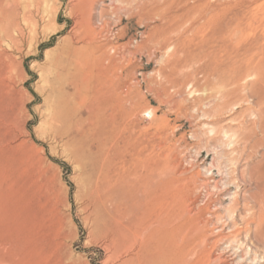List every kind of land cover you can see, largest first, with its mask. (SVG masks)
Masks as SVG:
<instances>
[{
	"label": "rangeland",
	"instance_id": "rangeland-1",
	"mask_svg": "<svg viewBox=\"0 0 264 264\" xmlns=\"http://www.w3.org/2000/svg\"><path fill=\"white\" fill-rule=\"evenodd\" d=\"M27 4L24 11L6 10L0 2V21L5 20L0 52L12 64L5 91L14 108L12 145L19 166L15 216L23 234L15 264H126L131 259L113 255L107 225L114 215L122 216L114 208L126 177H135L134 142L106 157L101 151L107 147L99 151L90 135L74 141L70 127L90 129L96 123L87 114L82 118L74 104L64 113L63 127L46 130L51 103L58 98L50 84L59 91L57 80L64 82L66 99L78 97L75 82L87 103L109 105L107 115L114 106L123 113L134 108L125 121L136 125L127 134L151 143L142 159L157 154L190 177L205 235L192 236L189 262L264 264V0ZM53 60L67 65L53 71ZM84 78L90 79L86 85ZM218 105L223 113L217 117ZM80 118L81 125L72 124Z\"/></svg>",
	"mask_w": 264,
	"mask_h": 264
},
{
	"label": "bare ground",
	"instance_id": "bare-ground-1",
	"mask_svg": "<svg viewBox=\"0 0 264 264\" xmlns=\"http://www.w3.org/2000/svg\"><path fill=\"white\" fill-rule=\"evenodd\" d=\"M0 2L6 4L7 6L6 10H11V9L16 10L18 8H23V11H24L28 8L27 0H0ZM2 10L3 9H1V11ZM1 11H0V14H1ZM14 12L15 11L13 12L11 11L12 14ZM11 15H8L7 17H10ZM11 20L12 22L14 21V19H11ZM4 21L2 22L0 21V22L3 24ZM2 24H0V40L3 37L1 36V34L5 33L4 32L5 28L3 29ZM5 24H7V21ZM9 24L11 23H8V25ZM16 27L17 26L13 28H16ZM10 28L8 30H11ZM5 36H6L5 38L6 40L7 39L10 40L9 38L10 35L8 38H7V35ZM11 41L13 40L11 39ZM3 55L4 54L0 52V262L6 263V264H15V256H16V252L18 249V245L21 246L20 244H18L19 238H21L23 234L20 233L22 229L18 225L16 216H15L16 204L14 200V194L18 192L17 188H18L19 166H18V158L16 155V150L12 145V140L14 136V128H15L14 119L12 118L14 108L12 105V98H10L9 94L7 93L8 91L7 92L5 91L10 87L9 83L11 81H10L9 76H7V74H10L11 69H12L10 66L12 64L11 63H10L11 65L9 63L7 64L3 58ZM84 62L86 63V61ZM66 65L63 64V62L62 63L59 62L58 60H53L51 67L53 71H56L58 69L65 68ZM82 82H83V85L84 84L86 85L90 82V79L84 78ZM56 83L57 85H59L58 87H60L59 91L55 90V85L50 84L52 88V93L55 94L57 92L58 98L52 101L51 103L52 110H50L51 112L50 114H48L46 122L44 123V127L46 128V130L51 129L52 131L54 129H59L63 127L66 124V120H67V118H64V113L69 110L71 104L72 105L74 104V105L80 106L79 110L82 115V118L85 116V114H87L89 117L96 119V123H93V122H92L93 124L90 123L91 124L90 129H85V128L79 129L78 128L76 130H73V128L70 127L69 137H73L74 141L76 139H79L80 137L90 135L93 141L98 143L99 151L103 147L104 148L107 147L105 149L106 151L105 150L101 151V154L105 155L106 157H108L112 153L115 154V152H117L118 147L121 144L130 142L131 140L134 142L133 152L135 154H133V156L136 155V158L134 157L131 159L132 161L136 160L135 162L137 164L135 165L136 169H134L133 167V169L135 170V172L133 173L135 177L134 179H129V177H126L127 180L122 185L123 193L120 194L121 198H119L121 203L116 208H114V210L117 209V211L122 210V216L118 217L117 216L118 214L114 215L111 218V222H109V224L107 225L109 227V234H108L107 239H109V242H110L109 244H111L112 248L114 249L113 255L116 256V259L121 258V256L123 257L124 255H127V256H131V259L128 260L126 264H199V263H196L197 261H195L194 263L189 262L190 253L188 249L192 245L194 236L197 238L199 235L201 236L205 235L204 227H201L202 225L201 222H203L202 219L204 217V214L201 211L197 210L198 207L194 202V199H193L194 197L192 198V195H193L192 191L196 189V187L195 188L192 187L193 185H192V180L189 179L190 177L187 178L186 177L187 175L185 176L184 172H180L179 170L180 168L178 166H173V163H171L172 161H170L169 159L160 161L161 157L157 154H154V157H153L154 159L152 160L142 159V156L146 149L145 146L149 142L147 141L148 143H145L144 139L135 138L134 135L127 134L128 133L127 131L129 130V128L131 129L136 125V122L134 123L131 121L128 123L129 117L134 115L133 114L134 108L123 113L121 112V109L119 107L113 105L114 107L112 106L113 108L111 109V106H110V109L113 110V112H117V114H112L113 113L112 112L110 115H107L108 110H109V107H108L109 105L103 103L101 105L97 104L98 105L97 106L92 103L93 101L90 103H87L88 100L86 98L83 99L81 98V96L79 97L80 89L75 82L71 84L74 86L75 91L78 94V97L77 98L74 97V99L72 98L71 100L66 99L67 97L66 98L64 97L63 90H62V87L65 86L63 85L64 82H62V80H57ZM222 106L218 105L216 110H214L215 112L214 114L217 115V117L222 112L221 111ZM74 108L76 109V107ZM105 108H108V109L106 110ZM118 112L120 113L119 115H118ZM147 114L150 117L152 116V112H148ZM214 114H213V117H214ZM126 118L128 120L127 122L125 121ZM81 122L82 121L80 118V119H76L75 121H73L72 124H75L76 127H78L79 125H81L80 124ZM109 127H111L110 130L106 132L105 130L109 129ZM156 138H154V140ZM150 144L151 143H149V145ZM156 144L157 143L154 141V143H152V148H155ZM133 147L130 146L129 148L133 149ZM122 149L124 148L122 147ZM111 157L113 158V156ZM127 160H130V159H127ZM162 170H163V173L161 172ZM113 172H110V174ZM110 174L108 173L109 176ZM118 180L122 181L124 179L121 180L119 178ZM232 184H233V181H230L227 184L228 189H231ZM102 185H104V183ZM110 185H111V181H110ZM112 185L114 186V184ZM110 189L111 188H109V190ZM106 191L108 190L106 189ZM22 195H23V192H22ZM96 197H99V196H96ZM22 200H24V198ZM23 206H24V203H23ZM94 218H96V216ZM98 220H99V215L97 214L96 221L100 222ZM223 228H221L219 232H222ZM20 241H23V240H20ZM49 248H50L49 250L52 251L53 253L52 257L56 259V256H57L56 253L53 250H51V246ZM19 251L21 250L19 249ZM200 258H196V259L200 260ZM225 262H222V263L226 264Z\"/></svg>",
	"mask_w": 264,
	"mask_h": 264
}]
</instances>
